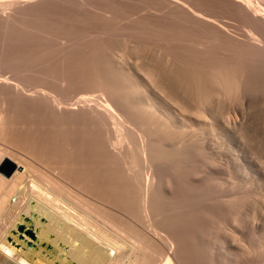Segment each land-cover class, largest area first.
Returning <instances> with one entry per match:
<instances>
[{
    "label": "rangeland",
    "instance_id": "374dc122",
    "mask_svg": "<svg viewBox=\"0 0 264 264\" xmlns=\"http://www.w3.org/2000/svg\"><path fill=\"white\" fill-rule=\"evenodd\" d=\"M209 1L198 2L205 10L223 11L214 13L229 24V34H225L226 40L213 35L219 37L214 43L216 47L212 43L213 49L197 51L178 42V45L163 44L154 36V31L165 29L166 32L169 28L175 30L178 39L182 31L186 36L190 32L200 34L198 28L195 30L182 18L164 10L160 0H0V106H4L6 118L14 127L28 129L32 136L56 133L58 143L66 142L65 146L72 149L71 156L79 160L78 156L83 158L88 151L84 136L89 129L88 120L93 119L89 116L92 112H86L87 118L83 120L67 109H86L76 102L84 92L99 96L103 85L112 91L114 86L121 89L127 85L111 61L114 56L126 57V65L132 70L136 67L161 69L163 73L159 72L174 94L181 85L177 90L180 96H197L190 80L197 72L202 77V90L212 95L207 96L213 97L214 108L218 105V109H223L228 124L237 127L236 132L232 130L228 134L230 138L215 144L213 139L205 138L196 146L199 151L194 145V149L185 151L182 160H166L169 165H163L164 162L157 169L160 176L167 175L164 195L155 194L151 200L173 208L168 214L166 230L174 246L170 248L180 264H264V255L258 249L264 243L260 232L264 229V80L258 76L257 79L258 73H253L251 65L243 60L240 43L243 37L236 20ZM194 33L190 36H195ZM164 49L172 54L170 60L174 58L169 63ZM239 72L245 73L249 81L241 83L238 92L234 76ZM256 82L262 83L258 86ZM225 86L231 89V98L226 103L217 92ZM41 89L62 104L51 109L40 96ZM102 97L99 103L107 100ZM112 100L120 110H128L118 97ZM238 101L244 104V115L237 109ZM89 104L94 106L92 102L85 106ZM192 104L195 105L192 102L189 106ZM156 137L162 144L168 142L163 131L154 132ZM0 148L12 154L23 153L3 141ZM237 161L248 168L246 178L234 173ZM231 238L240 240L253 251L250 254L236 249L225 251L224 239Z\"/></svg>",
    "mask_w": 264,
    "mask_h": 264
},
{
    "label": "bare ground",
    "instance_id": "6f19581e",
    "mask_svg": "<svg viewBox=\"0 0 264 264\" xmlns=\"http://www.w3.org/2000/svg\"><path fill=\"white\" fill-rule=\"evenodd\" d=\"M160 1L173 17H180L200 30V34L196 31L198 36L193 32V37L190 36L193 33L186 36L181 30L180 39L174 29L154 31V36L166 45L173 42L206 51L217 38L229 34V24L215 14L223 12L221 10H205L200 0L199 5L196 0ZM211 1L236 20L243 37L240 47L244 50V59H241L251 65L253 73H258L256 77L264 80V0ZM164 52L165 59L171 62L172 54ZM111 61L127 85L122 90L114 86L113 91L103 85L99 96L84 92L76 102L87 108L67 109L83 120L87 118L86 112H92L89 116L93 119L88 120L89 129L84 136L88 151L85 157L78 156L80 163L71 156L72 149L65 146L66 142L58 143L56 133L41 137L32 136L30 130L23 127L19 130L8 122L4 106H0V141L23 151L19 155L0 148V264H180L166 230L168 214L173 208L151 200L155 194L164 195L168 183L167 175L160 176L157 169L170 158L182 160L188 148L194 145L196 148L205 138L213 139L214 144L230 138L228 134L232 130L236 132L237 127L228 124L222 108L218 112L217 102L214 108L213 97L202 90V77L197 72H193L190 79L197 95L192 98L177 95L181 85L173 89L174 94L165 83L161 69L136 67L132 70L122 56H114ZM244 74L239 72V76H234L238 81L237 91L241 83L249 81ZM217 92L222 97L220 100L229 102V86ZM41 95L51 109L62 104L44 89ZM100 96L107 100L102 97L104 100L99 103ZM116 97L128 110L122 111L115 105L112 98ZM90 102L94 106H85ZM192 102L195 107L189 106ZM243 105L242 102L237 105L242 115L246 110ZM158 130L166 133L167 143L154 138ZM74 151L77 152L76 148ZM166 163L169 165V162L163 165ZM234 173L246 178L248 168L237 161ZM260 232L264 237V229ZM222 246L227 252L236 249L250 254L253 251L235 238L224 239ZM258 249L264 255V243H260Z\"/></svg>",
    "mask_w": 264,
    "mask_h": 264
}]
</instances>
